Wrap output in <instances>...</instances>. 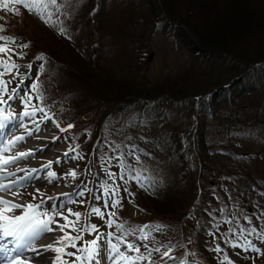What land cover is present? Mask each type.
<instances>
[{
  "label": "trees",
  "instance_id": "16d2710c",
  "mask_svg": "<svg viewBox=\"0 0 264 264\" xmlns=\"http://www.w3.org/2000/svg\"><path fill=\"white\" fill-rule=\"evenodd\" d=\"M14 1H0V27L3 29L0 36L13 37L14 43L20 46L29 45L21 47L22 59H28L37 50L42 52L38 70L32 76V86L38 87H32L31 97L37 106L46 109L58 121L73 125L70 129L76 134L87 130L88 139L76 145L79 149L89 153L96 138L95 149L102 147L99 126L108 114L106 110L94 130L88 128L90 123L86 120L79 122L93 112L92 108L83 105L91 104L92 97L104 103H119L121 107L140 100L150 104L165 97L174 105L188 104L183 128L170 137L165 132L167 129H162L164 135L161 133L163 136L158 143L162 151L154 155L158 165L164 160L162 173L169 177L165 187L167 192L160 195L138 190L131 199L152 218L172 228L179 229L180 224L194 215L195 226L192 229L185 225L184 238L173 242L170 253L177 256L176 263H182L188 244L189 255L195 262L215 264L209 249L212 243L205 239L207 219L201 218L199 210L204 199L212 194L217 196L215 187L211 193L204 190L207 183L217 186L214 180L223 175V170L217 168L216 158L228 155L229 151L235 152L234 146L252 136L248 127L255 118L248 116L239 120V114L233 111V103L239 96H250L257 88L241 86L237 95L226 96L228 91L224 87L232 79L238 80L253 70L264 69V0H59V11L50 10L53 19L60 17V28L66 29L63 35L49 24L39 25L25 9L14 7L9 10ZM117 1L121 2L122 11L115 7ZM97 13L98 18L102 13L110 15L111 19H102L101 15V20L106 23L114 19L108 23L113 27L103 29L99 26L100 21L96 25L98 20H94V15ZM163 27L173 34L182 32L187 38V48H191L190 54L205 57L202 63L181 69L173 78L149 85L147 72L153 57L151 40ZM184 27L196 40L190 38ZM212 55L218 58L214 59ZM85 87L94 93L84 91ZM222 90L225 92L222 98L215 100ZM227 106L230 112L225 115L226 122L236 124V131L232 135L228 125L224 132L226 139L217 140L220 136L209 128L210 119L220 108ZM132 133L136 135V129ZM95 156L98 158L96 153ZM192 159L198 165L195 171L190 166ZM184 171L187 177L181 175ZM151 172L157 176L161 174L154 169ZM192 176L194 178L188 182ZM224 188L228 191L231 185ZM220 206L221 217L230 214L225 211L228 208L225 202ZM92 208H96L94 201L86 211L77 209L82 214L78 227L85 222L98 227L89 215ZM114 213V219L123 228L137 221L124 207H117ZM236 222L226 243L241 245L242 236L236 232ZM217 244L224 248L225 242ZM226 257L233 264L246 263L243 259L234 261L230 256Z\"/></svg>",
  "mask_w": 264,
  "mask_h": 264
},
{
  "label": "rangeland",
  "instance_id": "374dc122",
  "mask_svg": "<svg viewBox=\"0 0 264 264\" xmlns=\"http://www.w3.org/2000/svg\"><path fill=\"white\" fill-rule=\"evenodd\" d=\"M102 2H104V0H102ZM115 3V7L118 11H122L121 2L117 1ZM15 4L20 5L16 2ZM107 11H109V9L103 12ZM31 13L39 24L43 23L34 12ZM95 15L94 20H98L96 25H98L100 21L99 26L103 27V29L113 27L108 24L114 21L113 18V20L106 23L101 20V15L103 16L102 19H111L110 15L105 16V14L102 13L99 18L98 13ZM53 22L58 24L59 27L57 28L60 29V17L58 20L53 19ZM186 39V35L184 36L182 32L176 31L175 34H173L165 27L158 30L153 35L151 40L153 57L147 72L149 85L171 79L181 69L185 68L187 70L191 64L192 66H196L203 62L202 59L205 55L192 56L190 54L192 53L190 51L191 48H187L185 43ZM7 46L13 50L11 55L12 59L15 61L14 58L20 54V48L9 44H7ZM211 57L214 59L218 58L217 55H212ZM16 64L21 66L18 72L14 71L12 74L3 77L4 80H10L11 83L8 85V92L3 96L7 104L0 105V108L4 109V115L14 118V121L20 120L24 121V123L36 121L37 126H39V131L36 133V130H34L32 134H47L50 141L43 142L36 146L35 148H39L40 150L31 157L33 161H37L41 158L42 161L46 159L47 163L49 161L52 162L50 168L44 169V175L47 177V173L52 171L56 173V178L49 182L50 184L48 182L45 184L48 186L47 189L52 188L54 190L66 188V186H68L64 192L68 193V195L63 197L56 196L53 199H49L51 197L49 193L46 196H41L37 192L26 189L23 191L24 194H22L24 198L22 201H24V204L29 202L41 204L38 210L41 212L43 208L50 209L49 215H53L56 212H62L64 215H68L66 212H68L69 209L73 211V208L77 205L76 201H80L84 195L90 197L91 191L95 189L97 190L99 200L97 207L104 213V216L101 218L93 214L92 220L101 225L102 228L98 233H81L83 240L77 242L78 248L83 246L85 242L95 239L98 235H102L100 244L103 247L106 248L107 241L111 240L112 243L118 244L120 251L125 255L131 257L143 256L146 258L136 260L135 264H174L177 256L170 254L169 250L172 247V243L175 242V239L178 240L180 237L184 238L185 225H190V228L195 226L194 215H191L186 222H183L184 224H180L179 229L162 225V227L157 230L154 226L161 224L152 220L149 213L135 206L131 202V195L138 190L159 193L160 195L167 192V188L165 187H167V183L169 184V177L167 174L162 173V162H164V160L159 161L160 164L158 165L157 161L154 160V155L162 151L159 145L161 141L160 138L164 135L162 129H167L165 132L168 133L169 137L181 131L183 125L186 123L188 104L182 103L180 105H174L171 100L165 99V97L159 98L150 104H146L145 101L140 100L121 107L119 103H104L92 97L91 104L86 106L84 103L83 105L85 108H92L93 112L87 114L83 119L79 120V122L82 123L86 120L90 123V127L88 128L94 130L96 129V123L101 119V114L105 112L108 114L99 126L102 128L100 135L102 140L100 146L102 147L98 150L100 156L96 162L95 169L91 170L86 167V159L82 156L84 153L81 150L70 151L75 141L76 143L78 141L73 137L70 131H62L50 118H45L41 111H36L35 115L31 116L22 115V113L27 110L25 100L28 99L32 84V78H28L32 69H34L33 72L35 73V67L38 66L39 61ZM29 64L31 65L30 68L27 67ZM0 71H2V69H0ZM64 71L66 74V70ZM115 71L114 69V72ZM25 78L27 81H24ZM229 84H226L224 87L228 91L226 96H230L231 94L237 95V90L241 86L247 89L257 88V90L251 91L250 96H239L238 100L236 101L235 99L233 103V111L239 114V116L237 115L239 120L248 116H251L250 118H255V122L248 127L251 130L252 136L234 146L235 152L229 151L227 152L229 153L228 155L224 154V156L221 155L216 158L217 168L223 170V175L221 179L214 180L217 186H211L207 183L204 190L205 193H211L212 187H215L214 193H216L217 196L212 194L204 199V201H202L203 207L199 210V213L202 216L201 218L207 219L205 222V239H207L209 243H212L209 244V249L211 254L214 255L215 264H222V262L223 264H227L225 261L226 255L230 256L234 261H241L243 259L246 262H244L245 264H264V239H261V237H264V215H262L264 214V69L258 70V72L253 70L251 74L241 77L237 81L234 80L232 83L229 82ZM12 89H16V91L13 93ZM84 91H91L94 93L93 90L87 87L84 88ZM224 93V90H222L220 94L216 95L215 100L221 99ZM9 95L12 96L10 100L8 99ZM34 108L39 109L35 105L30 104L27 111L31 112ZM101 108L104 109L99 110ZM228 108L230 107L220 108L214 115V119H210L209 126L211 127L209 128L220 136L217 140L226 139L224 137V132L228 125L232 135L236 131V124H228V122H226L225 115L230 112ZM57 110L60 112V109ZM128 129H136L137 134L135 135L132 133V130L128 131ZM81 133L83 134L79 135V139L81 140L83 138V140H87V130ZM161 133L163 135H161ZM32 136L34 135L24 136L25 139L22 142H26ZM132 138L139 141V144H136L137 149L130 148L129 150V148H127V141L132 140ZM22 142H19V144H22ZM45 146H47L46 149H44ZM65 153H67V155H65ZM44 155L46 157H44ZM77 155L83 158L73 159V157ZM137 157H139V161H137ZM56 161L59 162L57 163ZM190 164L193 171H195L196 168L198 169L197 162L195 163L193 159L190 160ZM80 166H82L80 177H83L86 186L82 191V196L78 195L77 192V183L80 181V178L76 169ZM152 169L159 171L161 173L160 176L151 172ZM71 170H75L77 173L75 178L67 175ZM109 173H113L114 175L110 177ZM185 174L186 172L184 171V174L181 175ZM187 175L188 174H186L185 177H187ZM121 176H123V179H121ZM193 178L192 176L187 181L189 182ZM65 180L67 182H64V184L60 186ZM228 185H231L230 190H228L229 192L225 191L224 188ZM125 188H127V192L124 191ZM117 189L118 195L114 194ZM34 195L37 197L36 199H33ZM221 197L222 199H219ZM116 199L121 201V206H124L132 217L141 221L140 225L133 226L131 229H124L120 228L114 222L109 226L108 220L112 219L111 211L114 208L110 202ZM42 200L43 203H41ZM222 200L228 205L225 211L228 213L230 212L229 215L223 217L220 216V212L222 213V206L218 207L219 205H223ZM106 204L108 205L107 207L105 206ZM42 219H47V217ZM54 219L61 224L64 223L59 216H54ZM69 219H72V217L70 216ZM233 220L237 221L235 224L236 232L242 236V240H240L242 242L241 247H233V244L226 243V237L230 234L234 224ZM54 225L55 224H52L51 226ZM145 225L149 227L143 228ZM141 228H143V231L140 230ZM241 229H247V231L241 234ZM252 229H256V231L253 232ZM108 233H112L113 235L108 236ZM125 233H127V235H125ZM73 235H75V233H73ZM145 236H147L146 239L144 238ZM117 237H119V240H117ZM245 237L252 245L260 248L261 252L257 253L252 251L251 248H246ZM185 242L187 244L186 239ZM217 242H220V244L225 242L224 248H221L219 245L222 249L221 252L214 251ZM127 244H132L135 248H139V252L127 248ZM157 248L160 249L159 252L155 251ZM166 250L169 252V255L163 256L162 254ZM68 251L75 252L76 249L69 248ZM77 254L81 255L82 253ZM98 259L101 261V264H114L112 260L105 258V254H102ZM185 261L187 264H198L189 255L188 244L185 248V258L182 263L179 262L178 264H184ZM120 264H124V262L121 261Z\"/></svg>",
  "mask_w": 264,
  "mask_h": 264
},
{
  "label": "snow or ice",
  "instance_id": "6c2138e0",
  "mask_svg": "<svg viewBox=\"0 0 264 264\" xmlns=\"http://www.w3.org/2000/svg\"><path fill=\"white\" fill-rule=\"evenodd\" d=\"M16 3L22 4L24 8H26L29 12H34L45 24L53 23L52 17L53 12L50 9H56L59 11L60 3L59 0H15ZM2 27H0V31H2ZM66 29L61 27L60 33L65 34ZM0 41H5L6 43L0 45V105L7 104V101L3 99L5 93L8 92V85L11 83L10 80H4L3 77L8 74H12L14 71L18 72V69L21 67L16 64L12 59L11 53L13 50L7 46V42H15V38L0 36ZM29 45L23 44L21 47H28ZM42 54L37 59H41ZM27 67H31V65H27ZM33 89H36L38 85H33ZM16 89H12L14 93ZM8 99H12V96L9 95ZM30 101L25 100V105H29ZM36 111L43 112V109H33L31 112L25 110L22 115L23 116H31L35 115ZM4 109L0 108V129H4L7 126V122L10 117L3 114ZM47 118V117H45ZM59 126V125H57ZM20 127H24L21 123ZM69 128L73 127V125L69 124ZM62 131H66V129H61ZM36 131H39V127L37 126ZM27 135L31 136L32 132L28 131ZM25 139L23 135L14 136L11 139L7 140V143H0V193L9 192L14 198L19 196V192H13L12 190L18 186H25L23 181H30L35 179L30 173H35L38 169H16L17 172H28V175L21 177L20 179H10L15 177V172L8 171V166L17 164L19 161L23 159H27L28 157L33 155V152L29 150L28 152H18L14 155H5L9 153L19 142H22ZM70 151H75V148H71ZM67 155V153H65ZM80 158L79 155L74 156L73 159ZM139 161V157L136 158ZM57 163L59 161H56ZM52 162L49 161L48 164L43 165L42 167L47 169L51 167ZM67 175L76 177L77 173L75 170H71L67 173ZM114 174L109 173V176L112 177ZM47 177L49 182L56 178V173L49 171L47 173ZM123 179V176H121ZM7 180L8 182H5ZM39 194V190H36ZM127 192V188L124 189ZM116 195H118V189L115 191ZM43 195V194H40ZM78 195H83V192L78 193ZM131 195V194H130ZM37 197L34 195L33 199ZM51 199V197L49 198ZM43 203V200L41 201ZM111 205L113 207H117L121 205V201L119 199L112 200ZM108 206L107 204L105 205ZM41 207V204L34 203H16L14 200H9L0 196V264H31L33 257L26 256L25 253L31 252L36 255L41 254V250L54 252L56 255L53 257V261L51 264H79L81 261L92 262V264H101V261L98 259L102 254H105V258L108 260H112L114 264H120L121 261L124 264H135L136 260L146 259L143 256L131 257L125 255L120 251V248L117 243H112L111 240L107 241L106 248L100 244V240L102 239V235H98L95 239L91 241H87L81 247H77V242L83 240V236L81 233H98L99 229L94 224H87L86 222L78 227L81 222L82 214L80 212H73L71 209L68 210V215H64L62 212H56L53 215H49L47 212H40L38 209ZM17 210H20V214H14ZM91 214H95L103 218L104 213L98 208H92ZM115 216V213L111 214ZM264 215V214H262ZM54 216H59L64 223H59V221L54 219ZM70 216L75 217L74 220L69 219ZM41 217H47V219H42ZM114 223L112 219L108 220L109 226ZM52 224H55L56 227H51ZM119 227L123 228V225ZM148 225L143 226V228H148ZM157 230H159L162 225L154 226ZM143 228L140 230L143 231ZM70 230V231H69ZM59 231L62 235L55 237L52 242L40 245L37 247V242L45 233H51ZM241 234L247 231V229H241ZM253 232L256 229H252ZM75 233V235H73ZM108 236H112V233H108ZM127 235V233H125ZM145 239L147 236L144 237ZM264 239V237H261ZM119 240V237H117ZM246 241V248H251L252 251L260 253L261 249L255 247L251 244V242ZM11 245V247L9 246ZM233 247H241L239 244H233ZM127 248L139 252V248H135L132 244H127ZM69 248L76 249L75 252L68 251ZM103 249V252H102ZM155 251L159 252L160 249L157 248ZM214 251L221 252L222 249L217 246ZM77 253H82L78 255ZM163 256H168L169 252L166 250L162 254ZM66 257H72L73 259L68 260ZM225 261L227 264H233L232 261L228 260L225 257ZM184 264H187L185 261ZM223 264V262H222Z\"/></svg>",
  "mask_w": 264,
  "mask_h": 264
},
{
  "label": "bare ground",
  "instance_id": "6f19581e",
  "mask_svg": "<svg viewBox=\"0 0 264 264\" xmlns=\"http://www.w3.org/2000/svg\"><path fill=\"white\" fill-rule=\"evenodd\" d=\"M21 123L24 125V127H20ZM25 123H24V121H20V120L14 121V118L10 117L9 121L7 122V126L5 127V130L0 129V137H1L2 133L5 136H7L6 139H4L1 143H7V140L13 138L14 136H20V135L27 136L28 131L34 132V130H36V128H37L36 121H33V122L31 121V122L26 123V124ZM37 132L38 131H36V133ZM47 133H49V132H47ZM32 135H34V136H32L26 142L25 141L22 142V144L18 143L15 148H13L9 153H6L5 155H14L15 153L28 152L29 150H31L33 152V154H36L40 150L39 148H35L36 146H38L39 144H41L43 142L50 141L49 136L47 134L42 133L39 135H37V134H32ZM46 147L47 146H45L44 149H46ZM44 157H46V156L44 155ZM45 164H48L46 159H43V161H42V159L39 158L37 161H33L32 157L30 156L27 159H23V160L19 161L17 164L8 166V171L16 173L15 177H12L10 179H20L21 177L29 174L28 172H17L16 169H18V168L19 169H25V170L38 169V171L35 173H30L32 176L35 177V179H32L30 181H23L22 183L25 186H23V187L18 186L12 190L13 192H19L20 193L19 196L14 198L9 192H2V193H0V196H3L4 198L9 199V200H14V202H16V203L24 204V201H22L24 199L22 194H24L23 191L26 189H29V190L34 191V192H37L36 190L38 189L39 195L43 194L41 196H46L49 193L50 196L52 197L51 199H53L54 197H56L58 195H62L68 186H66V188H61V189H54V190L52 188L47 189L48 186L45 184L47 182L49 183V179H48V177H45V175H44V169L45 168L42 167ZM5 182H8V181L5 180ZM64 182H67V181L66 180L63 181V183H61L60 186H62L64 184ZM44 186H46V187H44ZM14 214H20V211L17 210ZM51 227L55 228L56 225L51 226ZM60 235H62V233H60L59 231H55V232H51V233H45L42 236V238L38 240L36 246L39 247L40 245L50 243V242H52V240L55 237L60 236ZM9 246L11 247V245H9ZM25 255L33 257L31 264H51V262L53 261V257L56 254L54 252L41 250L40 255H36L35 253H31V252L25 253ZM66 259L71 260L72 258L66 257ZM79 264H92V262L81 261V262H79Z\"/></svg>",
  "mask_w": 264,
  "mask_h": 264
},
{
  "label": "water",
  "instance_id": "95a60500",
  "mask_svg": "<svg viewBox=\"0 0 264 264\" xmlns=\"http://www.w3.org/2000/svg\"><path fill=\"white\" fill-rule=\"evenodd\" d=\"M185 29H186L187 33H189L193 37V34L189 31V29L188 28H185Z\"/></svg>",
  "mask_w": 264,
  "mask_h": 264
}]
</instances>
